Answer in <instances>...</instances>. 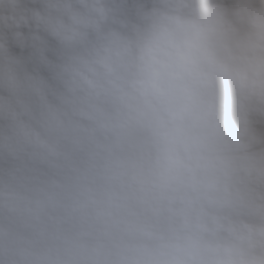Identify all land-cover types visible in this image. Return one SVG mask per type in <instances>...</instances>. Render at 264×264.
Wrapping results in <instances>:
<instances>
[{
	"label": "clouds",
	"instance_id": "9594fccd",
	"mask_svg": "<svg viewBox=\"0 0 264 264\" xmlns=\"http://www.w3.org/2000/svg\"><path fill=\"white\" fill-rule=\"evenodd\" d=\"M0 264H264V0H0Z\"/></svg>",
	"mask_w": 264,
	"mask_h": 264
}]
</instances>
